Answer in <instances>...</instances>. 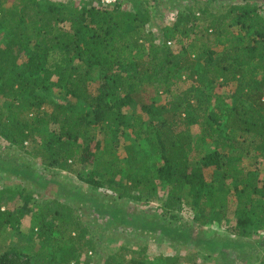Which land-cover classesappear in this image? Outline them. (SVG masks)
Segmentation results:
<instances>
[{"label": "trees", "instance_id": "16d2710c", "mask_svg": "<svg viewBox=\"0 0 264 264\" xmlns=\"http://www.w3.org/2000/svg\"><path fill=\"white\" fill-rule=\"evenodd\" d=\"M129 1L0 0V137L113 203L156 200L164 217L189 213L196 226L224 223L239 238L264 230L261 4L191 0L151 29L147 0ZM231 83L229 92L215 91ZM52 87L86 108L49 103ZM135 104L138 112H129ZM8 193L23 201L9 207ZM31 199L23 188H0V264L20 256L22 264H79L81 253L82 264H93L97 241L77 208ZM28 212L31 252L12 240ZM179 261L121 244L99 264Z\"/></svg>", "mask_w": 264, "mask_h": 264}, {"label": "rangeland", "instance_id": "374dc122", "mask_svg": "<svg viewBox=\"0 0 264 264\" xmlns=\"http://www.w3.org/2000/svg\"><path fill=\"white\" fill-rule=\"evenodd\" d=\"M58 1L70 7L82 5L85 0ZM120 1L124 5L130 3L129 0ZM205 1L199 0L201 4ZM208 1L213 5L228 2H257L259 6L261 4V9H259L264 14V0ZM185 2H191V0H147L145 5L148 10L152 11V16L150 24L146 26L155 29L171 23ZM214 36L209 35L210 42ZM189 84L190 80L182 81L179 88L184 89ZM95 87L96 81L93 75L90 89L93 91ZM233 87V83L224 87L216 86L215 91L229 92ZM49 96V103L64 102L67 107L75 105L79 109L86 108L85 103H79L71 98H62V92L58 87H52ZM164 98V94H161L156 100L163 101ZM138 109L137 104L128 107L129 112H138ZM193 132H197L196 127H193ZM121 142L123 143L124 140ZM141 146L142 150H147L143 142ZM119 150L122 152V148ZM27 157L28 155L16 147H9L0 137V188L8 192H17L23 188L27 194L32 195L30 202L40 201L45 197L49 199L58 197L60 200L70 201L77 208L82 220L89 221L91 230L88 235L97 241L98 254L91 253L93 264H99L108 254L116 251L121 244L133 249L145 246L146 253L152 256L161 253L177 254L180 256L179 264H258L261 256L264 255V230L261 228H251L247 237L239 238L230 235L224 223L213 222L198 227L189 213L184 212L179 219L168 215L164 217L161 214V204L156 200L113 203L108 193H93L73 174L59 173L52 167L42 169L43 167H39L40 165L38 166L34 159ZM251 161L252 158L244 159L246 165H249ZM8 194L5 203L9 207L14 208L18 202L23 201L14 193ZM31 222V215L28 212L22 218L19 236L12 237V240H19L21 247L27 252L34 250L32 245L35 243L33 238H30ZM73 258L71 256L70 260H74ZM16 260L17 264H22L24 256ZM79 260V264H82V253ZM11 261L9 260L8 264Z\"/></svg>", "mask_w": 264, "mask_h": 264}, {"label": "built area", "instance_id": "2783aa9c", "mask_svg": "<svg viewBox=\"0 0 264 264\" xmlns=\"http://www.w3.org/2000/svg\"><path fill=\"white\" fill-rule=\"evenodd\" d=\"M102 2H105V3H111L113 2L114 0H101Z\"/></svg>", "mask_w": 264, "mask_h": 264}]
</instances>
